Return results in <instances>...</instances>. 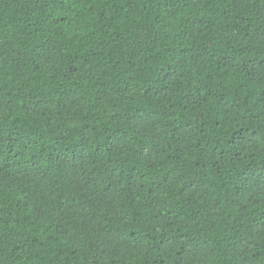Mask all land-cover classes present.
<instances>
[{"label": "trees", "instance_id": "trees-1", "mask_svg": "<svg viewBox=\"0 0 264 264\" xmlns=\"http://www.w3.org/2000/svg\"><path fill=\"white\" fill-rule=\"evenodd\" d=\"M0 264H264V0H0Z\"/></svg>", "mask_w": 264, "mask_h": 264}]
</instances>
